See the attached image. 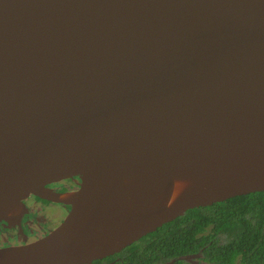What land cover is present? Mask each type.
I'll return each mask as SVG.
<instances>
[{"label": "water", "instance_id": "1", "mask_svg": "<svg viewBox=\"0 0 264 264\" xmlns=\"http://www.w3.org/2000/svg\"><path fill=\"white\" fill-rule=\"evenodd\" d=\"M257 191L264 0H0V222L70 205L0 264L91 263Z\"/></svg>", "mask_w": 264, "mask_h": 264}, {"label": "trees", "instance_id": "2", "mask_svg": "<svg viewBox=\"0 0 264 264\" xmlns=\"http://www.w3.org/2000/svg\"><path fill=\"white\" fill-rule=\"evenodd\" d=\"M205 230L210 233L200 235ZM219 234L227 236L225 241ZM201 247L204 259L217 264H234L240 253L258 258L264 252V191L189 209L98 263L170 264L167 262Z\"/></svg>", "mask_w": 264, "mask_h": 264}, {"label": "flooded vegetation", "instance_id": "3", "mask_svg": "<svg viewBox=\"0 0 264 264\" xmlns=\"http://www.w3.org/2000/svg\"><path fill=\"white\" fill-rule=\"evenodd\" d=\"M79 183L80 180L78 177H72L50 183L46 186L55 192L66 193L78 189ZM23 203L26 207V211L22 214L19 223L15 222V224H13L7 221L0 222V248L22 245L45 236L63 221L70 210V205L68 204L42 198L34 194H30L24 198ZM209 233L208 230H205L200 235H207ZM225 237L227 236L224 234L218 235L221 241H225ZM203 255L204 247H201L195 253L181 255L167 263L217 264L216 261L204 259ZM185 256H188V258H183ZM257 257L256 259H251L240 253L234 258V264H264V252L261 254L259 253ZM98 261H100V258L94 259L91 263L87 264H99Z\"/></svg>", "mask_w": 264, "mask_h": 264}]
</instances>
